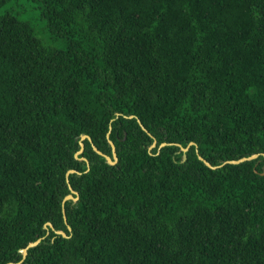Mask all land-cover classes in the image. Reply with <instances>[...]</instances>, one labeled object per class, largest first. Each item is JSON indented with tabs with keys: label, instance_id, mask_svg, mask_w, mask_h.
<instances>
[{
	"label": "trees",
	"instance_id": "trees-1",
	"mask_svg": "<svg viewBox=\"0 0 264 264\" xmlns=\"http://www.w3.org/2000/svg\"><path fill=\"white\" fill-rule=\"evenodd\" d=\"M14 1L0 0V264L38 237L20 264H264V157L198 158L264 153V0H26L44 37ZM81 134L117 162L88 139L76 158ZM69 169L78 199L62 206Z\"/></svg>",
	"mask_w": 264,
	"mask_h": 264
},
{
	"label": "water",
	"instance_id": "water-1",
	"mask_svg": "<svg viewBox=\"0 0 264 264\" xmlns=\"http://www.w3.org/2000/svg\"><path fill=\"white\" fill-rule=\"evenodd\" d=\"M132 116H133V115H130L129 117H132ZM137 121H138L139 125L141 126V128H142L143 130L147 131L146 128L141 124L140 120L137 119ZM150 135H151V134H150ZM151 136H152V135H151ZM152 137H153V136H152ZM84 139H88V140L91 142V138H90L89 135H87V134H81V135H80V140H79V146H80V148H79V150L75 153V157H76V158H78V155L81 154V153L83 152V149H84V143H83V140H84ZM108 142H109V144H110V146H111V152H112L111 154H112V157L109 156V155H107V154H105V153H103V152H102L101 150H99V149H98V148H97L92 142H91V145H92V149H93L97 154L103 156V157L105 158V160L107 161L108 164L113 165V164H115V163L117 162L116 148H115L114 143H113L110 139H108ZM167 144H171V143L162 142V143L159 145L158 149H159L160 147H162V146L167 145ZM175 144H176L177 146L180 147V150H181V151L184 153V155H185V152L190 148L191 145H193V144H195V143L191 141V142H189V143L187 144V146H185V147L181 146L179 143H175ZM155 145H156V140H155V138H153V142H152V144L150 145L149 149L155 147ZM259 155H262V156L264 157V153H253V154H251V155H249V156H243V157H240V158H238V159L226 160V161H224L223 163H221V164H219V165H212V164H210V162H208L206 159H204L201 155H198V158H199L201 161H203V163H204L206 166H208V167H210V168H212V169H215V168L220 167V166H222V165H224V164H226V163L238 164V163H241V162H244V161L253 160V159L258 158ZM80 159H83V160L86 161V163H87V169H88V168H89L88 160H87L85 157H80ZM74 172H77V173H78V171L75 170V169H69V170H67V172H66V182H67V185H68V189L70 190V193L67 194V195L63 198L62 206H63V204H64V202H65L66 200L72 199V200L76 201V200L78 199V192L72 188V186L70 185V183H69V181H68V178H67L69 173H74ZM73 195H75V196H73ZM62 213H63V219H64V222H65V224H66V226H67V229L70 231L71 228H70V226H69L68 223H67L66 216H65V211H64L63 208H62ZM47 225L50 226V227L53 229V225H52L50 222H46V224L44 225V227H46ZM55 232L58 233V234H61V235L64 236V237L67 236L66 233H65L64 231H62V230H55ZM42 238H43V237H38L36 240L29 242L24 248H22V249L20 250L21 253H22V258L20 259V261H18V262H9V263H7V264H20V263L25 259L26 255H27V250H28V248L37 245V244L40 242V240H41Z\"/></svg>",
	"mask_w": 264,
	"mask_h": 264
},
{
	"label": "rangeland",
	"instance_id": "rangeland-1",
	"mask_svg": "<svg viewBox=\"0 0 264 264\" xmlns=\"http://www.w3.org/2000/svg\"><path fill=\"white\" fill-rule=\"evenodd\" d=\"M32 5L34 6L35 3L34 2L29 3L26 0H17L10 4V6L13 7V10L18 11L20 15H23V16L31 15L33 17L32 22L39 36H42V37H44L45 35L47 36V34L44 31V27H43L45 20L40 19V17L37 14L38 9H32L31 8ZM54 44L58 45V41H55Z\"/></svg>",
	"mask_w": 264,
	"mask_h": 264
}]
</instances>
